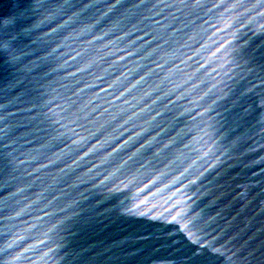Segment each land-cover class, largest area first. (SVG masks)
<instances>
[{
  "label": "water",
  "instance_id": "water-1",
  "mask_svg": "<svg viewBox=\"0 0 264 264\" xmlns=\"http://www.w3.org/2000/svg\"><path fill=\"white\" fill-rule=\"evenodd\" d=\"M0 264H264V0H0Z\"/></svg>",
  "mask_w": 264,
  "mask_h": 264
}]
</instances>
